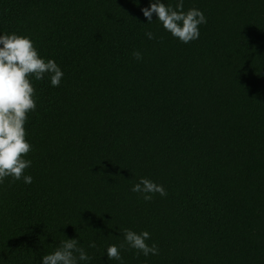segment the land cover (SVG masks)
<instances>
[{
	"label": "trees",
	"instance_id": "16d2710c",
	"mask_svg": "<svg viewBox=\"0 0 264 264\" xmlns=\"http://www.w3.org/2000/svg\"><path fill=\"white\" fill-rule=\"evenodd\" d=\"M152 2L0 0V35L64 74L30 78L32 182L0 183V264H42L66 239L78 264H264V0H183L207 21L187 44L147 21ZM141 178L167 195L145 201ZM124 229L159 254L109 260Z\"/></svg>",
	"mask_w": 264,
	"mask_h": 264
},
{
	"label": "clouds",
	"instance_id": "9594fccd",
	"mask_svg": "<svg viewBox=\"0 0 264 264\" xmlns=\"http://www.w3.org/2000/svg\"><path fill=\"white\" fill-rule=\"evenodd\" d=\"M141 12L149 23L155 13L163 28L185 44L197 40L199 26L207 22L203 12L196 8L183 11V0H179L175 9L161 3V0H154ZM145 35L149 39L155 38L152 32H146ZM132 55L136 60L142 59L139 51H134ZM45 74L50 75L53 87L60 85L64 75L54 60L45 61L39 55L29 36L16 33L0 35V183L6 177H11L13 182L21 179L26 184L32 182L30 175H24L32 163L25 158L32 150L26 140L25 124L28 113L36 109L35 89L30 78L34 76L38 81L43 80ZM131 191L140 193L145 201H151L153 194L158 193L162 197L167 195L162 185L147 178H141ZM123 237L124 243L107 247L109 260H121L120 249L125 244L137 250L138 254H159L155 243L151 246L147 243L150 239L147 231L136 233L124 229ZM95 246L94 242L89 245ZM90 259L85 249L78 246L77 239H66L54 252L42 257V264H78V261Z\"/></svg>",
	"mask_w": 264,
	"mask_h": 264
}]
</instances>
